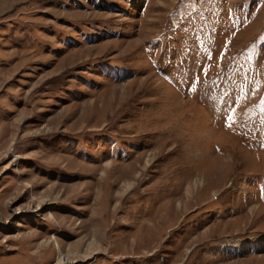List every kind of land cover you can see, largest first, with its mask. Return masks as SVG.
I'll use <instances>...</instances> for the list:
<instances>
[{
  "label": "rangeland",
  "instance_id": "374dc122",
  "mask_svg": "<svg viewBox=\"0 0 264 264\" xmlns=\"http://www.w3.org/2000/svg\"><path fill=\"white\" fill-rule=\"evenodd\" d=\"M60 253L264 264V0H0V264Z\"/></svg>",
  "mask_w": 264,
  "mask_h": 264
},
{
  "label": "bare ground",
  "instance_id": "6f19581e",
  "mask_svg": "<svg viewBox=\"0 0 264 264\" xmlns=\"http://www.w3.org/2000/svg\"><path fill=\"white\" fill-rule=\"evenodd\" d=\"M116 181V180H115ZM113 187V186H112ZM110 195V194H109ZM108 195V196H109ZM111 211V210H110ZM102 218V217H101ZM117 222V221H116ZM77 228V227H76ZM90 245V244H89ZM91 246H92V243H91ZM56 264H66V258H65V256H64V254L63 253H60L59 254V258H58V261H57V263Z\"/></svg>",
  "mask_w": 264,
  "mask_h": 264
}]
</instances>
